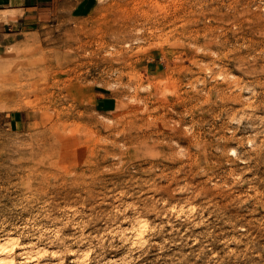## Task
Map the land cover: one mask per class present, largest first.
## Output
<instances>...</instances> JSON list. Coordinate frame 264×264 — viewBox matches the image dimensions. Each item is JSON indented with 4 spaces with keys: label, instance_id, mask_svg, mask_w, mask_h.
<instances>
[{
    "label": "rangeland",
    "instance_id": "rangeland-1",
    "mask_svg": "<svg viewBox=\"0 0 264 264\" xmlns=\"http://www.w3.org/2000/svg\"><path fill=\"white\" fill-rule=\"evenodd\" d=\"M30 1L28 24L0 12V235L63 228L87 264H264V0Z\"/></svg>",
    "mask_w": 264,
    "mask_h": 264
},
{
    "label": "bare ground",
    "instance_id": "bare-ground-1",
    "mask_svg": "<svg viewBox=\"0 0 264 264\" xmlns=\"http://www.w3.org/2000/svg\"><path fill=\"white\" fill-rule=\"evenodd\" d=\"M228 22V21H227ZM261 30V29H259ZM246 31V30H245ZM255 32V31H254ZM260 33V32H259ZM262 33V32H261ZM241 34V33H240ZM262 39V38H261ZM230 42V41H229ZM230 44V43H229ZM235 44V43H234ZM232 50V49H231ZM216 53V52H215ZM240 53V52H239ZM264 58V57H263ZM242 59L243 56H242ZM238 60V59H237ZM239 61V60H238ZM245 61V60H244ZM247 62V60L245 61ZM257 62V61H256ZM243 63V62H242ZM241 63V64H242ZM249 63V62H248ZM259 64V63H257ZM261 64V63H260ZM249 65V64H248ZM263 65V64H262ZM251 66V65H250ZM257 66V65H256ZM264 66V65H263ZM247 67V66H245ZM242 69V68H241ZM252 69V68H250ZM254 70V69H253ZM242 71V70H241ZM247 71V69H246ZM249 71V70H248ZM256 71V70H255ZM258 71V70H257ZM262 72V71H260ZM245 73V72H244ZM243 73V74H244ZM256 73V72H254ZM263 73V72H262ZM222 74V73H221ZM247 74V73H245ZM220 75V74H219ZM219 75H217V77H219ZM250 75V74H249ZM225 76V75H224ZM252 76V75H251ZM256 76V75H255ZM222 77V76H221ZM227 77V76H225ZM253 77V76H252ZM230 78V76H229ZM248 78V76H247ZM264 78V77H263ZM217 79V78H216ZM241 79V78H240ZM223 80V79H222ZM238 81V80H237ZM240 81V80H239ZM244 81V80H243ZM223 82V81H222ZM235 82V80H234ZM245 82V81H244ZM264 82V80H263ZM226 83V82H225ZM236 83V82H235ZM240 83V82H239ZM239 83L237 84L238 86ZM262 83V82H261ZM228 84V83H227ZM260 84V83H259ZM257 85L260 87V85ZM244 85V84H243ZM264 85V84H263ZM262 85V86H263ZM215 86V85H214ZM216 87V86H215ZM214 87V88H215ZM242 87V85H241ZM252 87V86H250ZM249 87V88H250ZM256 87V86H255ZM206 88V87H204ZM218 88V87H217ZM216 88V89H217ZM223 88V87H222ZM232 88V87H231ZM235 88V86H234ZM237 88V87H236ZM239 88V87H238ZM244 88V87H243ZM210 89V88H209ZM224 89V88H223ZM227 89V87H226ZM225 89V90H226ZM245 89V88H244ZM203 90V89H202ZM237 89H235L234 91H236ZM250 90V89H249ZM255 90V89H254ZM253 90V91H254ZM257 90V89H256ZM255 90V91H256ZM199 91V90H198ZM219 91V90H218ZM223 91V90H222ZM248 91V90H247ZM260 91V90H259ZM213 92V91H212ZM224 92V91H223ZM239 92V91H238ZM195 93V92H194ZM201 93V91H200ZM219 94V92H217ZM242 93V92H241ZM250 93V92H249ZM255 93V92H254ZM253 93V94H254ZM259 93V92H258ZM185 94L187 95V93L185 92ZM211 94V93H210ZM235 94V93H234ZM237 94V92H236ZM239 94V93H238ZM237 94V95H238ZM209 95V94H208ZM227 94H224V96L226 97ZM241 95V94H240ZM255 95V94H254ZM190 96V95H189ZM194 96V95H193ZM202 96V95H201ZM206 96V95H205ZM212 96V95H211ZM219 96V95H218ZM223 96V95H222ZM249 96H251L249 94ZM204 97V96H203ZM210 97V96H208ZM216 97V96H215ZM252 97V96H251ZM180 99V97H178ZM177 98V100H178ZM195 98V97H194ZM198 96L195 98L197 99ZM202 98V97H201ZM200 98V99H201ZM223 97H221L222 99ZM230 98L231 100L235 99L236 97L234 95H232V92H231V95L228 97ZM239 98V97H237ZM241 98V96H240ZM193 99V98H192ZM200 99H197V100H200ZM217 99V98H216ZM242 99H244L242 97ZM249 99V98H248ZM253 99V98H251ZM206 100V98H205ZM236 100V99H235ZM254 100V99H253ZM256 100V98H255ZM191 101L190 99L188 100V102ZM221 101V100H220ZM224 101V100H223ZM250 101V99H249ZM198 102V101H197ZM200 102V101H199ZM205 102V101H204ZM232 102V101H231ZM234 102V101H233ZM237 102V100H236ZM202 103V101H201ZM215 103V102H213ZM244 103V102H242ZM252 103V102H251ZM199 104V103H198ZM204 104V103H203ZM212 104V103H211ZM210 104V106H212ZM220 104V102H219ZM261 104L263 105L264 107V100L262 99L261 101ZM209 105V104H208ZM258 105V104H257ZM260 105V106H262ZM199 106V105H197ZM194 107V106H193ZM256 107V106H255ZM196 108V107H195ZM211 108V107H210ZM262 108V107H261ZM217 109V108H216ZM220 109V108H218ZM260 109V108H259ZM195 110V109H194ZM201 110V109H200ZM206 110V109H205ZM211 110V109H210ZM213 110V109H212ZM263 110V109H262ZM209 111V110H208ZM201 112V111H200ZM207 112V111H206ZM198 115V114H197ZM218 115V114H217ZM195 116V115H194ZM199 118V117H197ZM209 119V118H208ZM202 120V119H201ZM207 121V120H206ZM240 121V120H239ZM164 122V121H163ZM162 122V123H163ZM196 122V121H195ZM198 123V122H197ZM200 123V122H199ZM216 123V122H215ZM161 124V123H160ZM159 124V125H160ZM202 124V123H201ZM201 124H198V125H201ZM239 124V123H238ZM158 126V125H157ZM161 126V125H160ZM203 126V125H202ZM256 126V125H255ZM254 126V127H255ZM174 129V128H173ZM172 129V130H173ZM176 129V128H175ZM199 129V128H198ZM177 130V129H176ZM158 131V130H157ZM171 131V130H170ZM172 132V131H171ZM157 133H160V132H157ZM163 133V132H162ZM161 133V134H162ZM166 134V133H165ZM175 134V133H174ZM169 135V134H168ZM167 135V136H168ZM173 135V134H172ZM166 136V135H165ZM172 137V136H171ZM168 138V137H167ZM166 138V139H167ZM162 139V138H161ZM169 140V139H168ZM159 141V140H158ZM196 141V140H195ZM198 141V140H197ZM255 141V140H254ZM250 144V143H248ZM258 145V144H257ZM250 146V145H249ZM206 147V146H205ZM210 147V146H209ZM255 147V146H254ZM213 148V147H212ZM224 148V147H223ZM222 149V148H221ZM231 149V148H230ZM229 149V150H230ZM235 149V148H234ZM237 150V149H236ZM204 151V150H203ZM262 151V150H261ZM260 151V152H261ZM216 152V151H215ZM224 152V151H223ZM231 152V150H230ZM198 154V153H197ZM204 154V153H203ZM257 154V153H256ZM219 155V154H218ZM222 155V154H221ZM212 156V155H211ZM238 156V155H237ZM256 156V155H255ZM197 157V156H196ZM226 157V156H225ZM198 158V157H197ZM205 158V157H204ZM213 158V157H212ZM220 158V157H219ZM260 158V157H258ZM195 159V158H194ZM228 159V158H227ZM252 159V158H251ZM179 160V158H178ZM243 160V159H242ZM245 160V159H244ZM250 160V159H249ZM224 161V160H223ZM228 161V160H226ZM178 162V161H177ZM235 162V161H234ZM196 163V162H194ZM222 163V162H220ZM260 163V161H259ZM235 164V163H234ZM216 165V164H215ZM223 166V165H222ZM220 167V165H219ZM264 167V166H263ZM195 169V168H194ZM192 171V170H191ZM197 171V170H196ZM197 173V172H196ZM205 173V172H203ZM203 173H201L203 175ZM224 173V172H223ZM246 174V173H245ZM196 175V174H195ZM200 175V174H199ZM198 175V176H199ZM206 175V174H205ZM210 177V176H209ZM202 178V177H201ZM176 179V178H175ZM196 179V178H195ZM245 180V179H244ZM249 180V179H248ZM179 181V180H178ZM205 181V180H204ZM207 181V180H206ZM176 182V181H175ZM200 182V181H199ZM208 182V181H207ZM206 182V183H207ZM235 182V181H234ZM171 183V182H170ZM188 183V182H187ZM182 184V183H181ZM169 185V184H168ZM167 185V187H168ZM177 185V184H176ZM179 185V184H178ZM183 185V184H182ZM197 185V184H196ZM219 185V184H218ZM224 185V184H222ZM252 185V184H251ZM163 186V185H162ZM160 186V188L162 187ZM189 186V185H188ZM187 186V188H189ZM233 186V185H232ZM250 186V185H249ZM165 187V186H164ZM170 187V186H169ZM168 187V188H169ZM181 187V186H179ZM186 187V186H185ZM191 187V186H190ZM205 187V186H204ZM158 188H159V185H158ZM157 188V189H158ZM159 188V189H160ZM186 188V189H187ZM197 188V187H195ZM194 188V189H195ZM205 188H208V187H205ZM163 189V187H162ZM166 189V188H165ZM185 189V188H184ZM185 189V191H186ZM200 189V187L198 188ZM204 189V188H203ZM150 190V189H149ZM164 190V189H163ZM169 191V189H167ZM183 190V189H182ZM201 190V189H200ZM216 190V189H215ZM223 190V189H222ZM230 190V189H229ZM167 191V192H168ZM188 191V190H187ZM197 191V190H196ZM205 191V190H204ZM225 191V190H224ZM171 192V191H170ZM195 192V191H194ZM198 192V191H197ZM196 192V193H197ZM202 192V191H201ZM206 192V191H205ZM215 192V191H214ZM222 192V191H220ZM164 193V192H163ZM169 193V192H168ZM195 193V194H196ZM200 193V191L198 192ZM213 193V191L211 192ZM223 193V192H222ZM229 193V192H228ZM231 193V192H230ZM205 194V193H204ZM225 194V192H224ZM170 195V193H169ZM201 195V194H200ZM221 195V193H220ZM171 196V195H170ZM198 196V195H197ZM204 196V195H202ZM224 196V195H223ZM172 197V196H171ZM194 197V196H193ZM196 197V196H195ZM215 197V195H214ZM217 197V196H216ZM174 198V197H172ZM171 198V199H172ZM203 198V197H201ZM225 198V197H224ZM196 199V198H195ZM202 200V199H201ZM205 199L202 202H204ZM246 201V200H244ZM206 202V201H205ZM204 202V203H205ZM228 202V201H227ZM232 202V201H231ZM237 202V201H235ZM248 202V201H246ZM262 202V200H261ZM254 203V202H253ZM264 204V202H262ZM261 203V205H262ZM210 204V203H209ZM208 205V204H207ZM225 205V204H224ZM260 205V204H259ZM202 206V205H201ZM209 206V205H208ZM216 206V205H215ZM221 206V205H220ZM219 205V209L221 208ZM227 206V205H226ZM224 206V207H226ZM253 207V206H252ZM227 208V207H226ZM225 208V209H226ZM231 208V207H230ZM229 210V208H227ZM217 210V209H215ZM224 210V209H223ZM213 211V210H212ZM218 213V212H217ZM219 214V213H218ZM223 215V214H221ZM240 221V220H239ZM128 222V221H127ZM241 223V222H240ZM125 228L123 229L122 231V237L123 236H127L129 235V233L131 232V234L134 235L135 239L136 240H140L143 238V234L145 233L146 231V227H147V222L145 220V218H142V217H138L136 218L133 223H132V228L130 229L128 226H124ZM41 228V227H40ZM39 228V229H40ZM49 229V228H48ZM51 231V230H50ZM75 234V233H74ZM131 236V235H130ZM81 238V237H80ZM126 238V237H125ZM44 240L48 241V242H45ZM78 240V238H75V236H68V234L66 233V231H64V229L62 228H57V229H54L52 232H48L46 233L45 231H42L40 232V235L38 237H34V238H27V237H23V234L22 233H16L15 231H3L0 235V264H87V260L91 258V255L93 253V250L92 249H86V250H83V249H75L74 248V242H76ZM129 240V239H128ZM136 242V241H135ZM143 242V241H142ZM84 246V245H83ZM123 259V258H122ZM92 262V261H91ZM116 264V263H115ZM122 264V263H121Z\"/></svg>",
    "mask_w": 264,
    "mask_h": 264
},
{
    "label": "crops",
    "instance_id": "crops-1",
    "mask_svg": "<svg viewBox=\"0 0 264 264\" xmlns=\"http://www.w3.org/2000/svg\"><path fill=\"white\" fill-rule=\"evenodd\" d=\"M40 6H43V4L41 5V3H39L38 6V3L36 1L32 3L30 1V4H28L27 0H0V12L8 11V12H13L16 15V19L15 18L10 19L12 21L11 24H13V26L17 24L19 25L21 21H24L25 24H28V22L30 23L34 20H37L39 14L43 15L45 9V8H40ZM6 24H10V21L4 22L1 21L0 19V43L7 40L8 35H12V34L6 35L4 33V31L6 30V26H5ZM13 29L14 28H10L9 30H13Z\"/></svg>",
    "mask_w": 264,
    "mask_h": 264
}]
</instances>
